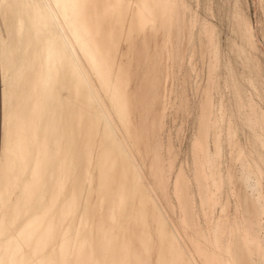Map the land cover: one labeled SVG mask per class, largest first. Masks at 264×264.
<instances>
[{"label":"bare ground","instance_id":"1","mask_svg":"<svg viewBox=\"0 0 264 264\" xmlns=\"http://www.w3.org/2000/svg\"><path fill=\"white\" fill-rule=\"evenodd\" d=\"M39 1L43 7L39 4L29 6L25 4V0H0V17L5 20V29L0 28V74L3 83L0 194L3 190H8V184L12 185L8 194L11 196L7 197L4 205L10 215L3 222L8 225L12 235L18 236L21 249L16 264H27L30 252L27 241L23 243L20 236L42 214V228L38 232L41 234V241L43 242V236L45 239L38 250L43 260L49 264H147L153 250L151 231L135 223L121 227L118 220L127 193L128 176L125 167H116L120 160L116 157L102 162L99 159L101 163L98 162L97 174L93 178L91 154L97 151L99 144L100 111L121 136L127 160H136L140 136L135 128L128 126L133 105L129 101L132 100L130 90L133 79L141 80V69L146 71L143 70L140 63L142 60L139 62L140 55L137 53L142 51L143 55L148 43V40L146 43L144 40L150 35L155 39L158 33L163 35V44L160 47L158 45V51L153 49L156 54L153 59L161 61L160 52L169 49L168 31L172 25L166 24V21L171 15V1L168 0L170 6L164 4L167 2H161L165 6L162 7L164 14L159 19L155 15H149L143 8V4H150V0ZM133 4H136V9L132 8ZM51 23L59 28L60 38L69 54L61 48L51 47L48 30ZM251 35L252 38L255 36ZM158 63L156 62L157 66ZM166 65L168 63H165V68ZM154 67L156 70L155 65ZM146 69L148 70L147 67ZM166 76L168 78L169 75ZM29 89L35 95L30 112L20 122L23 124L20 129H23L25 135V139L22 137L24 141L20 142L22 139H17L19 133L16 135L14 130L10 133L9 129L19 124L17 114L20 111L17 112V106L22 105L23 98L19 99L17 96H27ZM91 99L93 102L90 103ZM26 106L28 105L25 108ZM149 107L151 111V106ZM206 112L204 116H207ZM261 122L264 125L263 115ZM203 128L206 129L205 125ZM10 135L14 157L8 156L7 152ZM202 143H199L200 148ZM158 176L155 175L157 179ZM161 177L162 180L152 178L151 185H154V180L158 181L155 186L163 192L165 178ZM115 181L118 184L116 191L112 187ZM131 187L132 184L130 189ZM201 202L206 205L207 196ZM162 233L159 230L158 235L161 236ZM249 235L244 227L243 238L246 242L251 241ZM83 245L91 248L86 258L80 255ZM175 247L174 244L159 245L157 264H171L162 253L177 250ZM183 253L186 257L182 256ZM262 253L264 260V249ZM176 254H179L177 262L213 264L214 257L209 253L205 236L195 230L191 232L184 252ZM226 256L229 257L226 260L228 264H237L235 257H230L229 254Z\"/></svg>","mask_w":264,"mask_h":264},{"label":"rangeland","instance_id":"2","mask_svg":"<svg viewBox=\"0 0 264 264\" xmlns=\"http://www.w3.org/2000/svg\"><path fill=\"white\" fill-rule=\"evenodd\" d=\"M169 1L150 0L152 5L143 4L149 15H155L159 19L164 14L162 7L170 6L171 3L173 18L170 15L166 24L173 27L169 29L172 33L168 31L170 50L160 52L161 61L154 60L155 51L163 44L161 33L155 39L151 35L147 36L148 39L144 42L148 40L146 44L150 48L146 46L148 49L145 47L143 55L142 51L137 53L142 56L140 58L137 55L146 71L141 69V80L135 78L131 83L132 100L129 101L133 105L131 104L132 113L128 126L139 132L140 145H137L135 161L138 162L139 157L141 162L135 166L134 159L127 160L121 136L108 122L106 115L98 111V116L105 120L100 118V139L97 151L91 154V174L95 178L96 167L108 158L120 159L116 167H125L128 176L127 193L118 220L121 227L135 223L151 231L153 250L147 264H157L160 256L158 247L163 244L176 246L174 249L177 250L162 253L171 264H185L177 262L180 253H176L184 252L194 230L205 236L209 253L214 257L213 264H226L229 258L227 254L235 257L237 264H264V125L261 122V117L264 116V0ZM38 2L40 3L39 0H25V4L29 6L38 5ZM161 2L167 3L163 5ZM39 5L43 7V4ZM132 8L136 9V4ZM4 23V18L0 17L2 30L5 29ZM51 24L48 29L51 47L61 48L69 54L60 38L59 28L54 23ZM251 34L255 36L252 38ZM156 62H160L158 66ZM163 62L168 63L166 68ZM154 65L157 71L153 69ZM166 75H169L168 78ZM2 88L0 74V150ZM154 92L156 94H152ZM34 95L29 89L27 96H17L25 100L22 99V105L17 106V112L20 111L17 114L18 128L13 126L9 131H16V135L23 134L17 135L19 141L22 137L25 139L24 131L20 129L23 124L20 122L30 112ZM25 105L30 109L28 106L25 108ZM22 108H25L24 111ZM205 112L207 116H204ZM204 125L206 129L203 128ZM199 143L203 144L202 148ZM103 149L105 150L101 152ZM7 152L8 156L14 157L12 135ZM149 172L153 173L152 177ZM155 175H159V179ZM204 175L206 176L203 177ZM153 176L156 180H162L161 176L165 178L162 181L164 193L155 186L158 181L154 180V185H151ZM7 186L8 190H3L0 194V264H16L21 249L18 236L12 235L8 225L3 222L10 215L4 208L12 189V185ZM112 187L114 191L117 190V181ZM206 196L207 202L203 205L201 200ZM43 216L44 214L38 216L29 230L20 236L23 243L27 241L30 252L27 264H49L43 260L38 250L45 239L43 236L42 242L38 232L42 228ZM244 227L250 233V242L243 238ZM159 230L163 232V237L158 235ZM183 240L186 244H183ZM90 250L89 246H81V257L86 258ZM182 256L186 257L185 253Z\"/></svg>","mask_w":264,"mask_h":264}]
</instances>
